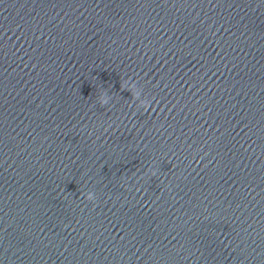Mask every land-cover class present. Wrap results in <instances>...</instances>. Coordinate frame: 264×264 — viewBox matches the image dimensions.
<instances>
[{
    "label": "clouds",
    "instance_id": "1",
    "mask_svg": "<svg viewBox=\"0 0 264 264\" xmlns=\"http://www.w3.org/2000/svg\"><path fill=\"white\" fill-rule=\"evenodd\" d=\"M129 90L131 91L132 93V96H133V99L134 100H138L139 101V105L138 107H142L144 108L145 110H147V108L149 107L151 101L147 98L145 99H141V95H142V89H138L135 85V83H132L130 84L129 86ZM99 103L101 106H104V105H107L110 101V97L106 94V93H102L100 96H99ZM155 174V173H153ZM87 200L89 201H93L95 199V195L94 193L92 192H89L87 194Z\"/></svg>",
    "mask_w": 264,
    "mask_h": 264
}]
</instances>
